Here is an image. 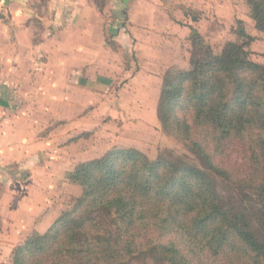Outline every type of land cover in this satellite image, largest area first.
<instances>
[{
	"label": "trees",
	"instance_id": "1",
	"mask_svg": "<svg viewBox=\"0 0 264 264\" xmlns=\"http://www.w3.org/2000/svg\"><path fill=\"white\" fill-rule=\"evenodd\" d=\"M248 3L264 33V0ZM243 36L242 44L229 43L218 57L195 35L198 54L190 70H172L163 86L162 126L207 171L117 147L82 162L68 177L81 186L77 204L47 233L34 232L16 247L12 264H110L149 254L171 264H194L191 255L205 254L227 255L232 264H264V241L251 232L247 210L225 204L210 179L236 183L243 200L257 196L264 218V67L250 61V38ZM245 139L249 169L237 180L214 157ZM166 234L176 238L163 244Z\"/></svg>",
	"mask_w": 264,
	"mask_h": 264
},
{
	"label": "crops",
	"instance_id": "2",
	"mask_svg": "<svg viewBox=\"0 0 264 264\" xmlns=\"http://www.w3.org/2000/svg\"><path fill=\"white\" fill-rule=\"evenodd\" d=\"M40 4L0 0V264H12L14 249L32 233L48 231L63 213L69 175L90 160L79 149L85 123L71 113L102 101L97 95L108 90L103 78L85 70L101 65L103 55L104 17L96 1ZM34 23L43 28L34 31ZM89 44L100 46L98 57L87 51ZM127 96L122 92L123 102L132 99ZM135 98L144 99L139 121L152 123L146 111L155 98Z\"/></svg>",
	"mask_w": 264,
	"mask_h": 264
},
{
	"label": "rangeland",
	"instance_id": "3",
	"mask_svg": "<svg viewBox=\"0 0 264 264\" xmlns=\"http://www.w3.org/2000/svg\"><path fill=\"white\" fill-rule=\"evenodd\" d=\"M47 1L40 0V8ZM93 1H96L97 8L102 11L104 17L105 37L102 41L103 46L101 45L103 55L101 65L96 61L98 64L87 65L85 70L90 77L103 78L108 90L106 94L97 95L102 97V101L98 102L97 98V104L84 105L82 112L71 113V116L72 114L81 116L80 120L85 123L81 128L85 132L83 141L82 139L79 141L81 142L79 149L86 151L85 158L90 159L85 162L100 159L117 147L140 151L152 161L167 159L172 162H186L207 171L201 160L184 142L162 126L159 117L162 115L163 86L168 73L172 70L182 72L190 70L191 62L198 54L193 41L195 35L211 48L215 56L220 57L229 43L242 44L246 39L243 36L245 34L250 38L246 48L250 53V61L264 67V33L256 27L248 0ZM117 1H122L123 5L115 6ZM40 10L46 11L44 8ZM43 13L46 15V12ZM47 27L50 25H44V28ZM42 28V24H33L34 31L39 32ZM51 29L53 30L52 26ZM118 35L120 37L125 35V38L116 39ZM98 49L99 45L89 44L87 51L98 57L95 54ZM122 92L132 99L123 102ZM143 93H146L145 100L149 97L155 98L150 110L146 111L148 116L153 114L152 118L155 120H151L152 123L144 121L146 123L144 124L139 121L144 99L140 102L135 97ZM90 100L93 101L92 96ZM60 128V123L54 121V129ZM208 147L213 154L212 145ZM249 158V144L245 139L232 141L219 148L214 163L239 180L238 178H244L249 169ZM210 179L225 204L232 205L238 210H247L251 232L260 241H264L263 210L257 196L250 195L248 200H243L240 193L242 188L236 183L224 181L215 175H210ZM81 194V186L70 182L62 211H71ZM174 238L175 235L166 234L162 243L169 244ZM177 239L179 240L178 237ZM179 247L188 253L185 245L180 243ZM191 257L194 264H232L229 263L227 255L216 257L205 254L197 258L192 255ZM260 260L264 261V255ZM110 264H171V262L155 254H149Z\"/></svg>",
	"mask_w": 264,
	"mask_h": 264
}]
</instances>
